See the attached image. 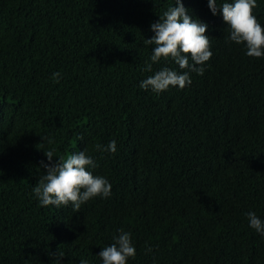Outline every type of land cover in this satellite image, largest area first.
I'll return each instance as SVG.
<instances>
[{
	"label": "trees",
	"instance_id": "trees-1",
	"mask_svg": "<svg viewBox=\"0 0 264 264\" xmlns=\"http://www.w3.org/2000/svg\"><path fill=\"white\" fill-rule=\"evenodd\" d=\"M182 2L213 55L189 86L156 94L140 82L188 71H144L150 26L175 0H0V264H102L121 229L127 264H264L246 215L264 220V58L227 40L208 0ZM254 15L264 26V0ZM112 140L115 153L96 150ZM48 150L86 151L111 196L41 206Z\"/></svg>",
	"mask_w": 264,
	"mask_h": 264
},
{
	"label": "clouds",
	"instance_id": "clouds-1",
	"mask_svg": "<svg viewBox=\"0 0 264 264\" xmlns=\"http://www.w3.org/2000/svg\"><path fill=\"white\" fill-rule=\"evenodd\" d=\"M154 2V0H153ZM208 6L213 15L219 13L229 27L227 40L237 44H244L246 55L264 58V26L254 15L257 0H232L217 5V0H208ZM151 31L154 35L145 39L146 45H154L150 57L151 63H146L144 71L151 72L152 65L164 60H171L180 69L188 71L178 72L169 67H163L154 75L143 79L139 87L151 90L156 94L168 90L170 87L184 89L192 83L190 72L204 74L203 65L208 62L213 53L211 41L206 34L208 25L198 18L189 15L182 0H175V6H170L159 15V20L152 23ZM191 59L192 63L189 62ZM61 73L54 72L52 79L58 82ZM98 151H117L116 141L112 140L107 146L95 145ZM47 163L41 161L45 174L32 189L41 206H55L57 208L71 205L73 212H79L83 204L97 197L111 196L112 185L100 175H94L89 168L97 167L92 156L86 151L60 156L54 160V150L44 151ZM249 226L264 236V220L255 212H248ZM148 251H152L149 247ZM59 256L64 253L59 252ZM102 264H127L129 258H135L136 249L133 246L130 233L120 230V235L114 237V243L103 247L98 254ZM80 264H88L81 260Z\"/></svg>",
	"mask_w": 264,
	"mask_h": 264
}]
</instances>
